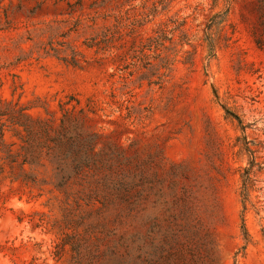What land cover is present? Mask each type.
<instances>
[{
  "label": "rangeland",
  "instance_id": "obj_1",
  "mask_svg": "<svg viewBox=\"0 0 264 264\" xmlns=\"http://www.w3.org/2000/svg\"><path fill=\"white\" fill-rule=\"evenodd\" d=\"M127 262L264 264V0H0V264Z\"/></svg>",
  "mask_w": 264,
  "mask_h": 264
},
{
  "label": "trees",
  "instance_id": "obj_2",
  "mask_svg": "<svg viewBox=\"0 0 264 264\" xmlns=\"http://www.w3.org/2000/svg\"><path fill=\"white\" fill-rule=\"evenodd\" d=\"M241 191H240V197H241V206H242V210L243 212H245L247 210V206L250 203L249 202V196H250V192L252 191V179L250 177V170H248L247 168L243 170V173L241 175ZM241 229L243 232L244 237H247V232L244 226V222H243V217H242V223H241ZM126 264H129L128 262ZM132 264H135L134 262H132Z\"/></svg>",
  "mask_w": 264,
  "mask_h": 264
}]
</instances>
